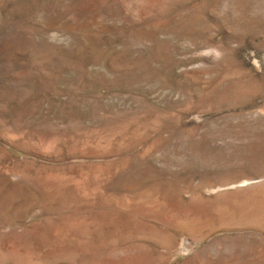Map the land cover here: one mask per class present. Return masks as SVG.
<instances>
[{
	"label": "rangeland",
	"instance_id": "obj_1",
	"mask_svg": "<svg viewBox=\"0 0 264 264\" xmlns=\"http://www.w3.org/2000/svg\"><path fill=\"white\" fill-rule=\"evenodd\" d=\"M0 264H264V0H0Z\"/></svg>",
	"mask_w": 264,
	"mask_h": 264
}]
</instances>
